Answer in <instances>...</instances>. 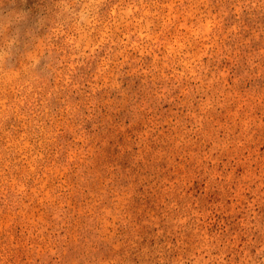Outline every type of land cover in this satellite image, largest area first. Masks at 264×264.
<instances>
[{
  "label": "rangeland",
  "instance_id": "obj_1",
  "mask_svg": "<svg viewBox=\"0 0 264 264\" xmlns=\"http://www.w3.org/2000/svg\"><path fill=\"white\" fill-rule=\"evenodd\" d=\"M0 264H264V0H0Z\"/></svg>",
  "mask_w": 264,
  "mask_h": 264
}]
</instances>
